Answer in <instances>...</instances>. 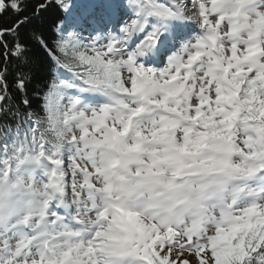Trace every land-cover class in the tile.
Returning <instances> with one entry per match:
<instances>
[{
  "label": "snow or ice",
  "instance_id": "6c2138e0",
  "mask_svg": "<svg viewBox=\"0 0 264 264\" xmlns=\"http://www.w3.org/2000/svg\"><path fill=\"white\" fill-rule=\"evenodd\" d=\"M0 264H264V0H0Z\"/></svg>",
  "mask_w": 264,
  "mask_h": 264
},
{
  "label": "trees",
  "instance_id": "16d2710c",
  "mask_svg": "<svg viewBox=\"0 0 264 264\" xmlns=\"http://www.w3.org/2000/svg\"><path fill=\"white\" fill-rule=\"evenodd\" d=\"M30 91H31V88H30Z\"/></svg>",
  "mask_w": 264,
  "mask_h": 264
}]
</instances>
